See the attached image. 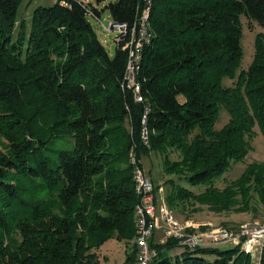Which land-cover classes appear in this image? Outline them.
I'll use <instances>...</instances> for the list:
<instances>
[{
    "label": "trees",
    "instance_id": "16d2710c",
    "mask_svg": "<svg viewBox=\"0 0 264 264\" xmlns=\"http://www.w3.org/2000/svg\"><path fill=\"white\" fill-rule=\"evenodd\" d=\"M22 1L0 0V264H98L90 249L106 239L134 243L135 164L151 151L179 181L210 182L195 193L167 180L169 203L193 198L215 212L244 210L253 189L264 206V163H248L222 188L212 183L246 157L255 127L264 133V34L248 66L240 65L241 16L264 25V0L108 2L126 39L147 9L138 100L128 86L129 49L115 40L107 53L88 19L100 18L91 1L36 5L28 19L17 15ZM221 109L228 120L216 128ZM149 245L157 250L150 264L251 257L233 246L195 247L172 259L164 252L176 241ZM135 257L136 248L124 264ZM257 263L264 264V243Z\"/></svg>",
    "mask_w": 264,
    "mask_h": 264
},
{
    "label": "rangeland",
    "instance_id": "374dc122",
    "mask_svg": "<svg viewBox=\"0 0 264 264\" xmlns=\"http://www.w3.org/2000/svg\"><path fill=\"white\" fill-rule=\"evenodd\" d=\"M54 1L55 0H23L19 6L17 15L18 17L23 15L26 19H28L33 7L36 5H50ZM89 1H91L93 5L100 10V18L98 20L93 17H89L88 19L105 50L110 56H112L116 47L115 33L107 30V27L111 23L112 19L108 9L104 8V6L108 2L115 0H105L100 3H96L93 0ZM241 22L242 36L240 43L243 55L240 65L242 68H246L252 60L254 43L257 35L264 34V25H259L257 22L248 20L244 16H241ZM223 83L230 84L231 80L224 78ZM219 116V120H217L215 124L216 128H220L228 120V114L224 109H221ZM5 143L6 141L0 136V149L5 148ZM250 144L252 148L242 161L232 163L230 168L223 175H221V177L212 180V183L214 182L213 184L215 186L219 188L224 187L229 181L237 178L250 162L255 161L264 163V133L260 132L257 127H255V135L252 137ZM170 158L178 159L179 152L172 150ZM141 163L142 165L140 168L142 169L144 175L153 183L155 187H157V191L155 193L157 210L161 203H165L172 212V218L179 226V232L183 234L179 239L175 237H168L165 239V233L161 228L154 231L153 240L155 242L162 244L167 240L172 239L178 244L164 252L172 259H174L176 255L181 256V253L186 249L189 251L193 250L191 248H186L179 242L186 236L197 235L199 237H203L204 235H208L211 232L216 231L218 228L242 231V228L244 227L248 230L257 231L264 227V206L260 202L258 194L255 190L250 189V199L247 204L248 208L244 210L230 209L227 211L215 212L210 210L207 205L200 204L193 198L169 203L166 199L167 191L170 188V184L167 180L173 179L178 181V183L185 185L188 189L195 193L204 190L210 182L207 181L196 185H189L184 183V181H179L176 174H168L164 171L162 153L158 151H151L148 155L142 156ZM240 199V195H237V200ZM241 205L242 204L239 203V206ZM133 244L132 240L126 242L116 238H109L106 239L100 246L91 248L90 251L95 254L98 264H124L126 255L134 252L135 247ZM216 247L223 250L232 248L233 245L224 242L218 244ZM150 248L153 247L150 246ZM153 249L157 252L155 248ZM213 257L214 256H209V258ZM249 264H258L256 251L253 252V255L250 257Z\"/></svg>",
    "mask_w": 264,
    "mask_h": 264
},
{
    "label": "built area",
    "instance_id": "2783aa9c",
    "mask_svg": "<svg viewBox=\"0 0 264 264\" xmlns=\"http://www.w3.org/2000/svg\"><path fill=\"white\" fill-rule=\"evenodd\" d=\"M147 15V9H144L139 19V28L137 31L132 28L128 39H126L127 30L125 23L111 22L107 27L108 31L115 33V40L117 42H123V47L129 49L131 59L127 66V80L128 86L133 89L137 100L140 99V97L138 96L139 84L135 79V64L139 61L140 50L144 41L149 37ZM142 137L146 141L147 134L145 130L142 132ZM130 161L133 164L136 162L133 153L130 154ZM134 179L139 200L134 208L136 228L134 244L136 248V257L132 264H150L153 257L157 255V252L154 251L153 248H150L149 245V240H153L155 230L161 228L165 233V239L168 237L179 239L183 234L179 232V226L172 218V212L165 203H161L162 205L160 204L157 210L156 197L153 191L154 185L136 164ZM179 242L183 246L191 249L195 247H216L220 243L227 242L233 246H240L241 249L248 252L251 256L253 252L256 251L258 259V255L264 243V227L257 231L248 230L244 227L242 231L218 228L216 231L204 235L203 237L189 235Z\"/></svg>",
    "mask_w": 264,
    "mask_h": 264
}]
</instances>
